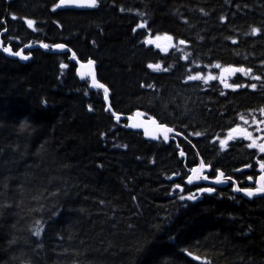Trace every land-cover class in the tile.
Masks as SVG:
<instances>
[{
    "label": "trees",
    "instance_id": "trees-1",
    "mask_svg": "<svg viewBox=\"0 0 264 264\" xmlns=\"http://www.w3.org/2000/svg\"><path fill=\"white\" fill-rule=\"evenodd\" d=\"M57 1L0 0L5 45L64 44L97 63L115 113L142 111L188 143L115 123L68 51H25V63L0 53V264H264V196L222 188L181 201L193 185L175 189L199 157L211 175L252 157L213 138L264 113V0H97L90 11ZM217 64L252 71L235 72V88L187 79Z\"/></svg>",
    "mask_w": 264,
    "mask_h": 264
},
{
    "label": "water",
    "instance_id": "water-1",
    "mask_svg": "<svg viewBox=\"0 0 264 264\" xmlns=\"http://www.w3.org/2000/svg\"><path fill=\"white\" fill-rule=\"evenodd\" d=\"M96 3H97V0H95V5H96ZM95 5L93 6L92 0H63V2H62V0H59L58 2H56V6L59 9H72V10H80V11L93 10L95 8ZM59 44H62V43H59ZM41 45L42 44L27 43L24 46H22L20 48V50H18V51H20L22 55H27V54H25V51H30V50L37 49V48L43 49L46 52H50V53H54V54H62V53H65L66 51L72 52L66 46L64 49H56L54 47L55 44L51 45V47H48V48H43V47H41ZM4 48H9L12 53H15L11 49V47L5 46V42L2 39V34H0V53H2L3 55H5L8 58L17 59L22 63H25L30 58V55H27L29 57L27 60H21L19 57H16L15 55H9L8 53L4 52V50H3ZM73 63L75 64V75H76L77 79H79L81 81L88 80V88L91 91L98 89V88H94L91 86L94 78H95L97 83H101L97 78V69H96L97 63L94 61V63L92 65H89L88 60L87 61H81L78 58L73 59ZM98 90L103 91V89H98ZM109 96H110V92L108 91V99L105 100V97L103 96V101L105 103V111L109 112L113 116V113H115V112L113 111V109L110 106ZM115 114L116 115L113 117H114V121L116 123H118L122 120H125L126 123L123 124V127L125 129L141 132L143 137L146 140L153 142V141L158 140L159 137H163L164 141L167 142L168 140H165L166 135L174 134L175 136H180V135H177L176 132L165 133L164 129L165 128H171L170 126L163 124V123L161 124L155 117L146 118L142 115L141 112H136V113L128 114V115H121V114H117V113H115ZM181 153L182 152H180V155H179L180 157H181ZM198 160H199L198 165H196L192 168V169H196V171L193 172L192 169L190 171V175L193 177L194 183H199L200 181H204L202 179L197 180L196 177L197 176H201V177L204 176L203 172L208 170V167H206V166L203 169H201L200 165L202 164V162H201L200 158H198ZM262 175H264V173H262L260 168H259V175L256 178L257 181H259V183H257V187L264 186V180L260 179V177ZM222 180L224 181L223 183H221L219 185H216V184L215 185L218 187L224 186L226 184V182H225L226 180L223 177H222ZM186 181H187V179H186ZM204 182L211 183L210 180L204 181ZM211 184H213V183H211ZM235 193L241 194L244 198L250 199L249 197L245 196L242 192H239V193L235 192ZM259 196H262V195H256L254 197H259ZM254 197H252V198H254ZM189 256L193 257V258H197V257L192 256V255H189ZM197 259L200 260V258H197Z\"/></svg>",
    "mask_w": 264,
    "mask_h": 264
},
{
    "label": "snow or ice",
    "instance_id": "snow-or-ice-1",
    "mask_svg": "<svg viewBox=\"0 0 264 264\" xmlns=\"http://www.w3.org/2000/svg\"><path fill=\"white\" fill-rule=\"evenodd\" d=\"M63 2V0H62ZM92 3H93V6L95 5V0H92ZM13 19H15V17H13ZM28 23V26L31 27L32 26V21L31 20H28L27 21ZM137 27L139 28H143L144 27V24H139L137 25ZM133 31H135V29H133ZM257 31V29L253 28L252 29V33L255 34ZM181 44L184 43L183 40L180 41ZM233 43H236V41H233ZM41 47L43 48H48L49 46L46 45V44H42ZM54 47L56 49H64L65 48V45L64 44H55ZM4 52L8 53L9 55H15L16 57H19L21 60H27L29 57L27 55H22L20 51H16L15 53H12L11 50L9 48H4L3 49ZM70 50V49H69ZM73 59H75V56L72 57ZM94 63L93 60H88V64L89 65H92ZM61 68H67V65L66 64H61L60 65ZM148 68H153V65L152 64H148L147 65ZM156 67H159V65H156ZM216 68H220L221 66L219 64L215 65ZM165 71H167V69H165ZM223 72H231V73H235V72H240V73H243V74H247V73H250L252 70L251 68H248V69H245L243 67H239V68H224L222 70ZM189 81H196V80H200L202 79V77L200 76L199 73H197L196 75H190L188 76L187 78ZM216 79V77L212 76V75H209L207 76V78L205 79V83H207L208 81H211V80H214ZM253 79H256V80H259L260 77L259 76H255L253 77ZM221 82L223 83V79L221 78ZM92 87L94 88H98V89H103L104 91V97H105V100L108 99V88L105 87L104 84L102 83H97L95 78L93 79V82H92ZM143 87V85H141ZM244 85H230V84H227V83H224V87L225 88H235V87H243ZM148 88H153V85L152 84H148L147 85ZM252 88H255L256 85L253 84L251 85ZM221 95H223V93H221ZM91 110V109H90ZM262 112H264V109L261 110ZM116 114L113 113V116H115ZM165 133H171L173 130L171 128H165L164 129ZM232 131H235V129H233ZM102 137H103V133L101 134ZM177 135H179V133H177ZM197 135H200L199 133H197ZM244 136L245 138L247 139L249 137V134L247 132L244 133ZM231 138V136H230ZM168 137L167 135L165 136V140H167ZM225 142L223 140L220 141V144L221 146H223ZM249 148H252V147H257V145L255 143H251L248 145ZM259 151L260 152H264V144H260L259 146ZM181 156H183V153H181ZM259 168L261 170L262 173H264V162H259ZM205 167L204 164H201L200 165V168L203 169ZM193 172L196 171V169H192ZM224 176V173L220 172L219 170H217V174L215 176V178L211 181V183L213 184H216V185H219L221 183H223L224 181L222 180V177ZM197 180H204V181H209V176L208 175H204V176H197L196 177ZM225 179H228V180H231V177H226ZM261 180H264V175H262L260 177ZM248 180L251 181L252 180V177L249 176L248 177ZM187 184L191 185L193 183V177L191 175L187 176V181H186ZM257 183H259V181H257ZM232 184H233V188H232V191L233 192H242L245 196L249 197V198H252L256 195H264V186H260V187H257V188H252L250 186L248 187H237L235 186L236 185V181L233 180L232 181ZM175 187H180L179 185H175ZM216 189L214 187H211V186H205V187H199L197 189V192L200 193V194H203V193H207V194H212L213 192H215ZM179 199L181 201H185V200H189V201H192V200H195L196 199V196L193 195V194H189L187 196H184V195H181L179 197ZM37 224H40L41 221H36ZM33 235L35 236H40V230L37 229L35 230L33 233Z\"/></svg>",
    "mask_w": 264,
    "mask_h": 264
},
{
    "label": "flooded vegetation",
    "instance_id": "flooded-vegetation-1",
    "mask_svg": "<svg viewBox=\"0 0 264 264\" xmlns=\"http://www.w3.org/2000/svg\"><path fill=\"white\" fill-rule=\"evenodd\" d=\"M235 132H237V135L233 134V131L230 130L229 135L230 136L227 138V141L225 142L226 146L225 148L229 147L230 144V148L232 149H242L243 152L246 153H254L255 150L253 148H249L248 145L246 146L245 142H243V140H241L240 135H244V133L246 132V129H235ZM229 148V149H230ZM250 149V150H248ZM264 155V154H263ZM253 157H251V159H247L245 162L246 164H243L239 167H232L230 171H228V174L226 173L225 176H230L231 178H233L236 181V184L238 187H252V188H256V183H255V178L257 176V167H255L253 165ZM251 176L252 180L249 181L248 177ZM210 177H214V175L210 176ZM208 186L206 184H200L199 187H205ZM211 187H214L212 185H210ZM216 189V191L221 190L222 188H229L230 191H232L233 188V184L232 182H229L226 186L221 187V188H217L214 187ZM215 191V192H216ZM215 192H213L210 195H213ZM233 192V191H232ZM234 193V192H233ZM241 196V195H240Z\"/></svg>",
    "mask_w": 264,
    "mask_h": 264
},
{
    "label": "rangeland",
    "instance_id": "rangeland-1",
    "mask_svg": "<svg viewBox=\"0 0 264 264\" xmlns=\"http://www.w3.org/2000/svg\"><path fill=\"white\" fill-rule=\"evenodd\" d=\"M153 42L155 43H158V45H165V46H173L174 45V41L172 39V37H170L169 35L167 34H159V35H154V36H150L149 37ZM204 74L206 76H209V75H212L214 77H218V78H221V77H226L230 74V72H223L222 70L224 68L220 67V68H216L215 66H211L209 68H204ZM249 74V73H248ZM234 73H232L231 76H233ZM250 76V74L248 75ZM221 81V80H220ZM223 81H226V80H223ZM229 84V82H228ZM229 134V133H228ZM220 141L223 140L222 139H219ZM248 141H249V144L251 143H255L257 145V147H254V148H259L258 146L260 144H264V140H255L253 137H252V133L249 134V137H248ZM248 144V145H249Z\"/></svg>",
    "mask_w": 264,
    "mask_h": 264
},
{
    "label": "bare ground",
    "instance_id": "bare-ground-1",
    "mask_svg": "<svg viewBox=\"0 0 264 264\" xmlns=\"http://www.w3.org/2000/svg\"><path fill=\"white\" fill-rule=\"evenodd\" d=\"M59 1V0H58ZM57 1V2H58ZM70 53V56H69V58H68V61L69 62H73V56H74V53L73 52H69ZM62 54H64V53H62ZM75 59H77V58H75ZM117 114H119V113H117ZM121 115H123V114H121ZM113 119H114V117H113ZM122 121H125V120H122ZM172 132H176V131H172ZM176 133H178V132H176ZM175 135L174 134H169V135H167V137H168V139L169 138H173ZM143 137V136H142ZM144 138V137H143ZM145 139V138H144ZM167 139V140H168ZM146 140V139H145ZM158 140H161L162 142L164 141V138L163 137H159L158 138ZM146 141H149V140H146ZM150 142H152V141H150ZM238 195H241V194H238ZM188 255H191V254H188ZM190 258H192V259H195V260H198V261H200L199 259H197V258H193V257H190Z\"/></svg>",
    "mask_w": 264,
    "mask_h": 264
}]
</instances>
